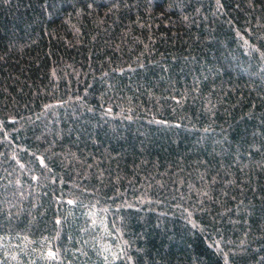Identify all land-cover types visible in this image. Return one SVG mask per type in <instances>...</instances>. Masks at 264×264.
Masks as SVG:
<instances>
[{
    "label": "trees",
    "instance_id": "1",
    "mask_svg": "<svg viewBox=\"0 0 264 264\" xmlns=\"http://www.w3.org/2000/svg\"><path fill=\"white\" fill-rule=\"evenodd\" d=\"M0 264H264V0H0Z\"/></svg>",
    "mask_w": 264,
    "mask_h": 264
}]
</instances>
